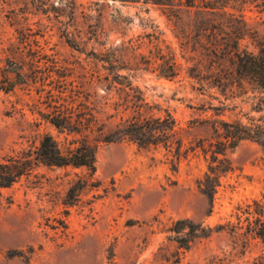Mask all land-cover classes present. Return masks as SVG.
<instances>
[{
    "label": "rangeland",
    "instance_id": "1",
    "mask_svg": "<svg viewBox=\"0 0 264 264\" xmlns=\"http://www.w3.org/2000/svg\"><path fill=\"white\" fill-rule=\"evenodd\" d=\"M220 7L207 13L206 35L196 8L170 19L160 6L122 0H0V159L37 150L45 134L73 147L79 136L50 122L67 109L75 119L97 109L106 131L129 116L113 103L126 96L116 81L127 79L111 70L142 91L145 115L172 113L186 145L211 138L216 119L251 113L234 58L208 46L216 33L225 47L257 51L264 0ZM173 62L177 75L164 76ZM108 74L116 86L104 107ZM228 156L233 169L213 206L199 189L201 154L175 171L163 147L125 139L99 146L95 173L40 164L0 189V264H252L264 244L241 234L239 208L264 194V147L246 140ZM184 218L218 230L181 247L171 227Z\"/></svg>",
    "mask_w": 264,
    "mask_h": 264
},
{
    "label": "trees",
    "instance_id": "2",
    "mask_svg": "<svg viewBox=\"0 0 264 264\" xmlns=\"http://www.w3.org/2000/svg\"><path fill=\"white\" fill-rule=\"evenodd\" d=\"M122 1L160 6L170 19L180 17V13L183 11L190 12L196 8L199 15L196 21L198 30L206 35L211 32L208 22H206L207 13L210 10L221 8L220 0ZM210 39L208 46L210 52L217 54L224 50L234 58L235 65L231 73L238 76L237 85L244 90V96L251 107V113H242V118H237L235 121L216 119L211 122L213 132L211 138H201L186 145L183 137L184 128L180 126L176 117L168 111L160 116L145 115L144 110L149 106V103L142 91L134 86L126 75L111 70L110 74H114L117 80L127 79L125 82L116 81L123 86L126 96L119 97L113 102L116 106L115 109L118 112L120 108H123L124 112L130 110V115L127 117L121 115L119 121L110 131H106L105 125L100 122L97 109L96 113H91V117H87L86 113L81 112L80 116L75 119L68 109L51 116L50 122L58 129L79 136L73 140V147L64 151L51 134H45L37 150H23L17 154L3 157L0 159V189L11 187L40 164L85 167L95 173L99 146L102 143L129 139L141 147H163L167 150L168 159L175 171L183 158H187L190 154L203 155L207 162V171L204 177L199 180V189L213 206L222 176L233 169L228 153L246 140L256 142L264 147V39H258L257 51L240 49L239 41L236 42V40L233 45L225 47L218 43L216 33ZM101 60L105 61V59ZM169 68H171L170 73L164 74V76H176V63L173 62ZM110 74L105 77L111 88L105 96L104 107L112 103L111 90L116 86L115 81H110ZM220 84L225 86V83ZM114 116L111 115L110 118ZM196 122L193 121V124ZM239 209L245 215L247 222L245 230L241 234L259 239L264 244V194ZM241 218L242 216L238 215L239 229L244 228L241 225ZM217 230L210 225L196 223L190 218L179 219L171 227V231L175 233L174 240L184 248H188L196 238L209 237ZM252 264H264V252L257 256Z\"/></svg>",
    "mask_w": 264,
    "mask_h": 264
}]
</instances>
